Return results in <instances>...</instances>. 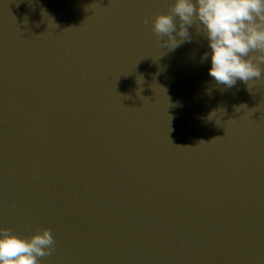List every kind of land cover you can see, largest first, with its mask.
<instances>
[{
	"label": "water",
	"instance_id": "obj_1",
	"mask_svg": "<svg viewBox=\"0 0 264 264\" xmlns=\"http://www.w3.org/2000/svg\"><path fill=\"white\" fill-rule=\"evenodd\" d=\"M171 3L0 0V228L41 264H264V79L161 48Z\"/></svg>",
	"mask_w": 264,
	"mask_h": 264
},
{
	"label": "clouds",
	"instance_id": "obj_2",
	"mask_svg": "<svg viewBox=\"0 0 264 264\" xmlns=\"http://www.w3.org/2000/svg\"><path fill=\"white\" fill-rule=\"evenodd\" d=\"M144 22L163 41L161 48L169 50L190 41L189 29L194 26L208 42L210 51L204 53V59H210L208 75L217 84L231 88L240 80L249 89V81L264 79V0H173L167 12ZM242 106L246 107L240 105L236 111ZM55 247L49 228L29 236L0 228V264H41Z\"/></svg>",
	"mask_w": 264,
	"mask_h": 264
}]
</instances>
